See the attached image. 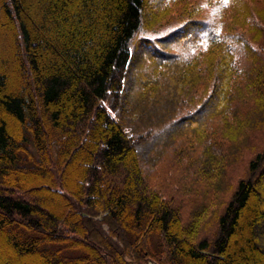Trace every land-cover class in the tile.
Masks as SVG:
<instances>
[{"label":"trees","instance_id":"1","mask_svg":"<svg viewBox=\"0 0 264 264\" xmlns=\"http://www.w3.org/2000/svg\"><path fill=\"white\" fill-rule=\"evenodd\" d=\"M145 8L0 0L6 264H264V0ZM225 150L252 154L234 186L164 196L166 171L221 180Z\"/></svg>","mask_w":264,"mask_h":264},{"label":"rangeland","instance_id":"2","mask_svg":"<svg viewBox=\"0 0 264 264\" xmlns=\"http://www.w3.org/2000/svg\"><path fill=\"white\" fill-rule=\"evenodd\" d=\"M151 1L152 0H145L146 8L148 5L150 6ZM175 21H176L175 19L170 18L168 20V23L170 24L167 27L169 28L172 24H175L174 23ZM167 27H165L164 29H166ZM9 48H11L10 45L7 46V49ZM144 52L145 51L142 50L141 47H139L137 49V57L143 55ZM138 66L139 65L137 64L136 67L134 66L131 69V73H130L131 77H134L135 74L137 73ZM19 80H20L19 74L17 75V73H15L14 75H12V81H19ZM258 136H261V134H258ZM140 151L144 156L143 158H145L144 155L146 152L145 148L138 149V153H140ZM227 151L228 150H225L224 152L222 151V153L221 151H219L218 157L219 158L223 157V153L227 154L228 156ZM134 153L135 155L137 154L136 151H134ZM229 155L232 157L229 159H227L226 157H223L221 159L218 158L219 160L215 163L214 170L215 171L217 170L216 171L217 173H219V171H221L222 173L223 171L222 173L223 177L219 181H217L216 179L214 180V177H212L211 183L207 182L205 179H199V177H203L202 175L205 173L203 170L201 172L196 171L195 173L194 168H190L189 172H187L188 170H186V173H182L181 170L175 173L174 171L172 172L170 171V173L169 171H166L168 174H165L164 172V175H162V177H164L163 178L164 179L163 184L165 189L164 191L166 192L164 196L170 198V196L173 195V197L176 200V203H179L180 207L182 206L184 208L186 214H190L193 210H195V208L199 203L201 202L204 203V201L207 198H212L216 189L221 188L223 189V191H225L226 186H228L229 184H232L234 186L239 180V178L246 175L248 163L252 154H250L247 151H244L238 157H234L231 151H229ZM259 179H260L259 180L260 184L256 185V187L257 189L260 190L262 189V187H264V176H260ZM196 185L198 186L195 190ZM191 188L192 191L188 192V190ZM218 194H219V190L216 192V195ZM230 194L231 192H228L225 196V199H228ZM212 220L214 222L215 219H211V221ZM263 230H264V225L256 229V233L258 235L257 239L258 242L261 244L262 242L260 236H264ZM0 252L1 254L5 252V247L3 244H0ZM11 260L12 259H9L7 254L6 256L5 254L0 255V264H6L7 261H11ZM147 264H157V263L153 261H148Z\"/></svg>","mask_w":264,"mask_h":264},{"label":"snow or ice","instance_id":"3","mask_svg":"<svg viewBox=\"0 0 264 264\" xmlns=\"http://www.w3.org/2000/svg\"><path fill=\"white\" fill-rule=\"evenodd\" d=\"M228 3H229V0H220V4H221L222 6H226ZM206 6H207V5H205V7H206ZM218 12H219V9H216L215 12H214V14H218Z\"/></svg>","mask_w":264,"mask_h":264}]
</instances>
